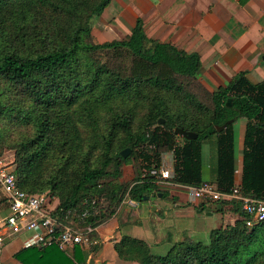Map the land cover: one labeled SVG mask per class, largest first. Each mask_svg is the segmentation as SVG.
Segmentation results:
<instances>
[{
	"label": "trees",
	"instance_id": "1",
	"mask_svg": "<svg viewBox=\"0 0 264 264\" xmlns=\"http://www.w3.org/2000/svg\"><path fill=\"white\" fill-rule=\"evenodd\" d=\"M111 1L0 0V159L13 152L19 189L58 199L54 215L63 224L96 228L127 197H168L147 176L164 153L174 152V184L203 185L204 142L214 139L215 185L228 192L238 178L235 123L244 118L240 188L264 200V81L241 72L211 92L199 79L200 55L148 37L142 20L124 39L99 42L94 27ZM177 128L198 138L188 141ZM134 159L135 178L123 184V167ZM242 215L213 229L208 244L185 238L159 256L125 234L115 250L136 264H264V221L247 227Z\"/></svg>",
	"mask_w": 264,
	"mask_h": 264
},
{
	"label": "crops",
	"instance_id": "2",
	"mask_svg": "<svg viewBox=\"0 0 264 264\" xmlns=\"http://www.w3.org/2000/svg\"><path fill=\"white\" fill-rule=\"evenodd\" d=\"M138 20H142L148 37L172 44L187 53L199 54L202 62L199 79L211 92L227 86L241 72H246L253 83L264 81V0H112L96 21L93 32L99 42L109 38L121 40V33L124 38L130 35ZM240 133L244 144L245 127L240 129ZM237 145L239 147L236 139V152ZM209 155L208 169L214 175L210 183L215 185L216 164H212V152ZM242 160L243 151L238 159L236 156L237 169L240 170L237 175L239 184ZM134 178L132 166H124L121 182L127 184ZM181 196L177 192L168 193L172 209L167 207L168 200L159 197V194L156 203H150L148 199L143 212L139 211L142 207L140 203L133 201L134 206L125 202L113 217L95 228L96 237L90 246L67 250L58 247L43 258L38 254L41 249L36 247L33 248L37 250L27 251L18 258L20 252L29 248L27 242L33 234L18 235L7 242L0 264H136L121 260L115 250V244L123 235H128L123 232L125 225L144 228V233L140 231L142 234L131 237L146 242L152 252L154 248L177 242L170 234L173 227L177 229L181 226V219L185 217L183 214L193 218L192 227H180L174 233L176 236L186 237L190 228H195L197 232V222H201V226L206 222L203 218L215 217L220 228L234 225L244 217L239 204H205V209H197L199 205L190 203L191 207L187 208ZM170 212L176 215L171 216ZM8 213L9 205L0 188V224ZM168 218L172 223L165 226ZM143 221L147 223L144 225Z\"/></svg>",
	"mask_w": 264,
	"mask_h": 264
},
{
	"label": "built area",
	"instance_id": "3",
	"mask_svg": "<svg viewBox=\"0 0 264 264\" xmlns=\"http://www.w3.org/2000/svg\"><path fill=\"white\" fill-rule=\"evenodd\" d=\"M173 157V151L164 153L160 166L152 167L147 176L154 177L161 185H172ZM236 174L239 175L240 170H237ZM142 178L144 179L145 175ZM176 186L187 190L189 202L194 205L239 204L246 217L247 227L264 221V200L243 195L239 183L228 192L219 191L216 185L210 182H205L200 187ZM0 188L9 205V213L0 224V258L7 242L24 233L33 234L27 246L39 249L57 246L67 250L75 245L83 247L91 245L90 235L96 232L95 228L63 224L54 215L59 204L58 199L49 193L30 195L21 191L12 167L5 163L3 158L0 159ZM129 203L135 206L133 201ZM86 216L87 213L83 218Z\"/></svg>",
	"mask_w": 264,
	"mask_h": 264
},
{
	"label": "rangeland",
	"instance_id": "4",
	"mask_svg": "<svg viewBox=\"0 0 264 264\" xmlns=\"http://www.w3.org/2000/svg\"><path fill=\"white\" fill-rule=\"evenodd\" d=\"M111 33L113 34L112 31H111ZM121 36L122 37L119 38V39H124L122 33H121ZM109 39L110 40H108V41H111V38H109ZM190 89L191 90H194L196 92H200L199 91L200 90V87H197L196 85H194V83H192V86L190 87ZM203 96L205 98H207L206 95H203ZM205 102H207V105L210 106V100L209 99H207V101H205ZM245 125H246V119H244V118H241L237 123H235L236 139L238 140V143H239V147H238V145L236 146L237 147V152H236L237 159H238L239 154L240 153L242 154V151H243V142H242L243 135H242V133H240V129H243L245 127ZM210 152H212V155L214 157L213 160H212V164H214V163L216 164V157L217 156H216V145H215L214 139H211V140H208V141L204 142V149H203V175H204L203 177H204L205 181H208V182H211V180H213V177H214V175H211L210 174V171L208 169V167H209V157H210L209 154H210ZM13 155H14L13 152H7L3 156L4 157L3 158V161L5 163H7V164L12 163V161L14 159V156ZM138 164H139V162L136 159H134V160H132V162L129 165L132 166V170L135 171V168L138 167ZM129 183H131V182H129ZM159 185H161V184H159ZM162 187H163L162 189L168 190V193L169 194H171L172 192L173 193L174 192H177V193L181 194L182 195L181 196L182 202L185 200L186 201V206H188L187 208L191 207L190 202H189V197H188L187 190L178 188L173 183H172V185L162 184ZM177 198H178V196H177ZM165 199H166V201L168 200L167 203L169 205H167V207L169 209H172L171 207H173V203H171V201H170L171 199L170 198H165ZM129 201H130V198L127 197L126 200H125V202H129ZM149 201H150V203H156L157 201H159V199L156 198L154 195H151V197H149ZM147 203H148V200H146L145 202L140 203L142 205V207L139 208V211H142L143 212L144 208L147 206ZM188 211H186V213H189ZM170 214H171V216L176 215L175 212H170ZM183 215L185 217L183 219H181L182 220L180 222L181 223V226H179V228L182 227V226H185V225H187V227H189L193 223V218H191L190 216H188V214H183ZM171 218L174 221L173 217H171ZM171 218L170 219L169 218L167 219L165 226H169V223H172ZM203 219H206V222H204L202 226H201V222H199V221L197 222V227H198L197 232H196L195 228H190V230H188L189 232L186 231L187 232L186 233V237H183L182 236L183 237L182 238L180 235H178L179 236L178 237V236H176L174 234L175 232H178L177 229H179V228L177 227V229H176L175 227H173L172 228L173 231L170 229L171 230L170 237H172L173 238V241H175V242L176 241L179 242L181 240L183 241L185 238H189L193 242H202L204 244H208L209 241H210V232H211L212 229L218 228L219 222H218V220L215 217L203 218ZM178 221H179V219H177V223H178ZM145 223H147V222L143 221V224L144 225H145ZM177 223H176V225H177ZM140 231H142L143 233L145 232L144 231V228H142L140 226L125 225L123 227V232H125L128 235L133 236V237H135V236L137 237L140 234H142V232H140ZM29 234L32 235V233H29ZM172 238H171V240H172ZM173 245L171 243L169 245H165L163 247H160L159 249H155L154 248L152 250V252L155 255L163 256V255H166L171 250V248H173Z\"/></svg>",
	"mask_w": 264,
	"mask_h": 264
},
{
	"label": "water",
	"instance_id": "5",
	"mask_svg": "<svg viewBox=\"0 0 264 264\" xmlns=\"http://www.w3.org/2000/svg\"><path fill=\"white\" fill-rule=\"evenodd\" d=\"M227 107H229V108L232 107V101H231V100H229V101L227 102ZM159 123H160V124H164L165 121L161 119V120L159 121ZM233 123H234V120H230V121H228V122L225 123L223 126L218 127V131H219V132H222L224 129L227 128V126H228L229 124H233ZM175 134L178 135V136H180V137H182V138H184V139H186V140H188V141L196 140V139L198 138V135H197V134L192 133V132H187V131H184V130L179 129V128L175 129ZM130 154H131V149H129V148L126 149V150H124V151H122V153H121V155H122L124 158H127ZM161 196H162V194H159V197H161ZM148 199H149L148 197H145V201L148 200ZM154 210H156V209L154 208ZM90 219H91V221H92V218H90Z\"/></svg>",
	"mask_w": 264,
	"mask_h": 264
}]
</instances>
